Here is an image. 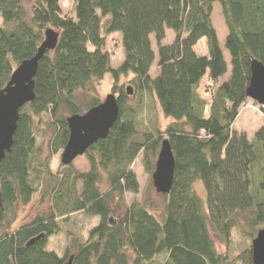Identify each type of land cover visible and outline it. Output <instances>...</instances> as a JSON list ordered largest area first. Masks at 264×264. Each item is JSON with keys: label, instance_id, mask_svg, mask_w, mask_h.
<instances>
[{"label": "trees", "instance_id": "obj_1", "mask_svg": "<svg viewBox=\"0 0 264 264\" xmlns=\"http://www.w3.org/2000/svg\"><path fill=\"white\" fill-rule=\"evenodd\" d=\"M61 1L0 0V91L34 57L46 29L59 34L38 62L34 98L19 110L11 149L0 163V264H253L251 242L264 228V123L252 140L233 124L248 100L251 62L264 65V0H73L71 14L62 13ZM214 4L227 30L228 63L212 25ZM167 30L174 34L170 44L164 43ZM112 34L121 36L117 68L106 46ZM202 38L207 55L198 56L194 48ZM105 75L118 119L82 155L87 172L73 163L52 172L49 159L69 138L66 119L101 103L96 86ZM147 97L171 120L162 130L137 127ZM47 134L44 161L40 145ZM165 139L174 176L161 211L144 195L126 205V193L139 194L133 164L141 157L151 185ZM37 194L48 200V210L14 229L17 207ZM77 214L98 220L87 238L72 239L61 256L47 251L48 239ZM242 222L248 243L232 257L231 234Z\"/></svg>", "mask_w": 264, "mask_h": 264}, {"label": "rangeland", "instance_id": "obj_2", "mask_svg": "<svg viewBox=\"0 0 264 264\" xmlns=\"http://www.w3.org/2000/svg\"><path fill=\"white\" fill-rule=\"evenodd\" d=\"M24 7L26 11L30 10V2L25 1ZM60 8L63 14H71L73 9V0H62L60 2ZM212 25L216 30L218 41L220 44V48L224 53L225 60L228 63L229 56L224 49V40L227 34V30L225 27L224 19L222 16V12L220 7L217 4L212 6ZM166 38L164 43L170 44L174 38L173 32L167 30L165 32ZM121 36L119 34H112L107 37V50L110 52L111 56V66L113 68H117L120 66L123 60V50L121 47ZM152 48L154 52H156L155 44L153 37L151 38ZM195 52L198 56H205L207 55V46H206V39L202 38L195 46ZM229 68V66H227ZM229 70V69H228ZM155 69L152 71V75H154ZM228 75L223 77L220 82L226 80ZM131 78H128L130 80ZM128 80L122 79L121 82L125 86H129ZM111 85L112 80L108 75H105L103 80L99 82L96 86V97L99 100L103 101V99L111 93ZM81 100H85V97L81 96ZM134 100L132 99L130 105H134ZM146 105L142 108L140 114L138 115L136 122L137 127L139 130H152V128L156 129H164L167 124L171 123V120L166 119L163 114L161 113L158 104L156 101L150 97L146 99ZM44 121L47 119L43 117ZM264 123V115L260 113L258 107L253 105V102L248 99L247 102L240 108L239 115L236 121L233 124L234 130L238 132H245L247 135L248 140H252L254 133L256 130ZM49 135H45V140L40 145L42 150V158L45 161L47 155H49V150L47 148ZM62 151L57 152L56 154H52L51 158L49 159V166L52 172H56L60 165V155ZM75 169L79 172H87L89 167L88 163L84 156H79L74 159L72 162ZM133 171L136 175L138 184H139V194L132 195L130 193L125 194V203L126 205L131 204L134 200L141 201L143 195L150 199L161 211L163 206V201L161 195L157 194L152 186L149 183V178L147 173H145L144 168L141 163V157L138 158L135 163L133 164ZM194 190L199 197L205 204L206 197L205 192L200 182H196L194 185ZM49 207L48 200L44 198L40 201L39 195H34L32 200L27 205H20L17 207V220L13 225V228L16 229L20 225H24L33 217L40 212L47 211ZM96 218H88L82 214L73 215L70 217L69 222L61 223V231L58 235L52 236L48 239L46 250L52 251L56 253L58 256H61L65 251L66 247L69 245L72 239L78 238L79 240L84 241L87 236L89 230L97 224ZM246 228L242 223L238 229L234 230L231 234L230 242H229V254L230 256H236L240 249L246 247L248 243V238L243 236L242 232H245ZM215 246L218 252L225 253L226 247L214 239Z\"/></svg>", "mask_w": 264, "mask_h": 264}, {"label": "water", "instance_id": "obj_3", "mask_svg": "<svg viewBox=\"0 0 264 264\" xmlns=\"http://www.w3.org/2000/svg\"><path fill=\"white\" fill-rule=\"evenodd\" d=\"M59 34L48 28L44 39L33 58L23 61L11 74L7 85L0 91V163L11 149L13 135L17 128L19 110L34 98V77L38 62L48 51H52ZM127 95L131 89H126ZM246 97L259 108H264V65L251 62V77L246 89ZM119 107L114 94H108L101 103L81 115L66 119L69 138L60 155L62 166L70 165L75 158L82 156L96 141L104 139L118 119ZM174 159L168 140H162L151 175L152 185L159 195H167L172 187ZM42 238L39 236L35 240ZM253 264H264V228L259 230L251 242ZM69 264V263H68Z\"/></svg>", "mask_w": 264, "mask_h": 264}]
</instances>
